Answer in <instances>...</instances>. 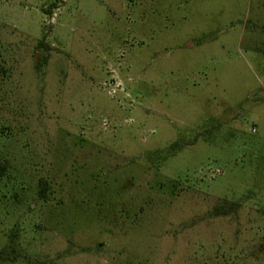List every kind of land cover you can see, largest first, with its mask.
Returning a JSON list of instances; mask_svg holds the SVG:
<instances>
[{"label": "rangeland", "instance_id": "374dc122", "mask_svg": "<svg viewBox=\"0 0 264 264\" xmlns=\"http://www.w3.org/2000/svg\"><path fill=\"white\" fill-rule=\"evenodd\" d=\"M1 250L264 264V0H0Z\"/></svg>", "mask_w": 264, "mask_h": 264}, {"label": "trees", "instance_id": "16d2710c", "mask_svg": "<svg viewBox=\"0 0 264 264\" xmlns=\"http://www.w3.org/2000/svg\"><path fill=\"white\" fill-rule=\"evenodd\" d=\"M51 8L55 9L57 7L55 5H52ZM46 192H47V185H46V183H40L39 196L42 199H45L46 198ZM214 213H215L216 216H220V215L227 214V211L224 209V207H217L215 209V212ZM10 254H11V252L10 253H7L6 250H1L0 251V262H6V261L13 260Z\"/></svg>", "mask_w": 264, "mask_h": 264}]
</instances>
